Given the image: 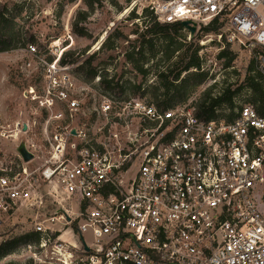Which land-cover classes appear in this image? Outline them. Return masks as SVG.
<instances>
[{
  "label": "built area",
  "instance_id": "1",
  "mask_svg": "<svg viewBox=\"0 0 264 264\" xmlns=\"http://www.w3.org/2000/svg\"><path fill=\"white\" fill-rule=\"evenodd\" d=\"M137 2L160 24L217 21V42L264 53V0ZM27 54L45 67L24 97L45 113L46 155L32 166L25 146L30 161L0 165V221L26 218L41 264H264V56L262 102L238 101L230 119L100 96L97 128L70 124L83 103L69 67Z\"/></svg>",
  "mask_w": 264,
  "mask_h": 264
},
{
  "label": "rangeland",
  "instance_id": "2",
  "mask_svg": "<svg viewBox=\"0 0 264 264\" xmlns=\"http://www.w3.org/2000/svg\"><path fill=\"white\" fill-rule=\"evenodd\" d=\"M86 3H91L88 7ZM7 8V17L12 20L17 47L11 51L0 53V165L4 168L15 167L20 162L18 148L28 146L35 152L32 166L42 163L46 149L42 142L41 129L45 113L30 100L24 97V92L32 87L40 93L44 84L45 67L36 58L27 54L28 46L37 48L39 56L50 63L61 57L62 53L73 52L76 61L69 67L73 79L74 96L83 103V113L78 114L72 123L77 125L103 127L105 121L98 117L95 109L101 101L100 96L123 101L137 98L146 103H152L153 87L159 85L155 76L154 65L161 57V45L154 44L155 56L145 47V57L149 60L144 66L145 75L136 72L131 63L126 61V53L137 51L136 40L145 25L153 20L142 2L137 0H0ZM84 13L86 14L83 20ZM84 30L85 37L74 33ZM107 45L99 50L107 39ZM200 37V38H198ZM177 41L193 45L198 49L200 71L206 73L203 82L183 101H173V108H196L202 94L208 90L212 97H219L222 90L229 89L232 95V106L223 104L216 108L214 115L227 117L233 113L238 101L251 104L252 92L248 86V78L259 82L257 57L264 56L258 48L238 49L236 46L217 42L214 34L203 35L195 31L193 35L183 27L179 31ZM160 44V43H159ZM135 49V50H133ZM183 47L178 53L184 51ZM221 51L231 53L233 59L228 66L226 58L218 57ZM93 53L95 57L84 70L78 67ZM138 59V56H133ZM60 61V60H59ZM30 62V66H25ZM152 67V68H151ZM95 76L90 79L89 72ZM184 74L181 75L182 78ZM100 78L112 79L113 92L106 91L100 84ZM133 85H140L135 92ZM121 92L120 95L115 94ZM16 123L20 130L18 136L9 137L14 133ZM4 134H6L4 136ZM30 227L26 218L17 215L3 218L0 221V243L27 233ZM58 235V234H56ZM74 242L77 243L76 239ZM49 256V255H48ZM44 255L39 249L30 250L21 245L14 254L0 259V264H41Z\"/></svg>",
  "mask_w": 264,
  "mask_h": 264
},
{
  "label": "trees",
  "instance_id": "3",
  "mask_svg": "<svg viewBox=\"0 0 264 264\" xmlns=\"http://www.w3.org/2000/svg\"><path fill=\"white\" fill-rule=\"evenodd\" d=\"M86 5L91 7V3H86ZM149 13L152 15L151 12ZM85 17L86 14L84 13L82 19L84 20ZM152 17L153 20H150L148 24L145 25L144 30H142L137 36L136 43L138 44L135 49L138 50L126 53L125 58L127 62L132 64L136 72L145 75L148 68L144 69V66L149 60L145 57V47L149 48L148 50L152 53V57H154V44L157 43V45H161V57L154 65L155 76L158 79L159 85L152 88L153 91L151 94L153 102L150 104H153L162 110H166L174 107L172 105L173 101L185 100L194 89L203 82L206 73L197 72L200 71L201 65L198 49H192L193 45L185 46L186 44L177 41L179 31L183 29L181 24H160L155 20L153 15ZM219 28L220 25L218 22L212 21L209 25L202 27L199 31L203 35H215L219 33ZM73 30L74 33L80 37L86 36L84 30L79 31L75 27H73ZM15 37L16 34L14 32L12 20L7 17V8L0 4V53L11 51L17 47ZM108 39L109 37L101 44L99 50L106 47ZM183 47H186V49L175 56V53L179 52ZM95 54L96 53H93L88 57L85 64L78 67L79 70H84L86 67L88 69ZM133 56H138L139 58L134 59ZM73 57V52L62 53L60 57L61 65L73 64L76 61ZM218 57L226 58L224 63L225 66H228L233 59L231 53L228 51H221ZM182 74H184V76L180 78ZM94 76V71H90L89 78L92 79ZM258 77L260 79L259 74ZM99 81L104 90L113 92L114 89L111 88L112 79L107 80L106 78H100ZM247 81L252 92L250 105L257 107L262 102V86L255 78L250 77ZM132 89H134L135 92H138L141 89V86L133 85ZM115 94L120 95L121 92H116ZM232 95L233 93H231L229 89L222 90V94L219 97H212L210 90L204 92L198 105H196L195 114L206 120L221 118L214 115V111L223 104L232 106ZM231 116L232 115H229L227 118L230 119ZM37 241L38 236L34 233L24 234L11 240L4 241L0 243V259L14 254L21 245L25 246Z\"/></svg>",
  "mask_w": 264,
  "mask_h": 264
},
{
  "label": "water",
  "instance_id": "4",
  "mask_svg": "<svg viewBox=\"0 0 264 264\" xmlns=\"http://www.w3.org/2000/svg\"><path fill=\"white\" fill-rule=\"evenodd\" d=\"M181 24V26L182 27H184L185 29H187L189 32H190V34L191 35H193L194 33H195V31H196V28H195V26L194 25H190V23L189 22H182V23H180ZM26 127L24 126V129H25ZM75 132L74 131H72V134H74ZM20 156H21V158H22V160L24 161V162H28V161H30L32 158H33V156H32V154L31 153H29L26 149H25V145H20V147L18 148V152H17Z\"/></svg>",
  "mask_w": 264,
  "mask_h": 264
}]
</instances>
